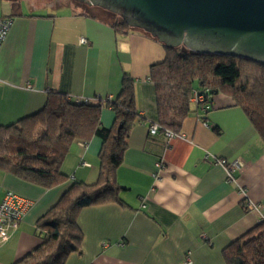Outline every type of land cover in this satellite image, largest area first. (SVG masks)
<instances>
[{
    "label": "crops",
    "instance_id": "obj_1",
    "mask_svg": "<svg viewBox=\"0 0 264 264\" xmlns=\"http://www.w3.org/2000/svg\"><path fill=\"white\" fill-rule=\"evenodd\" d=\"M0 2V18L12 20L0 47V126L37 113L51 93L113 99L124 73L134 80L139 117L115 174L123 205L81 210V254L64 264H226L223 249L258 224V213L245 203L264 208V143L243 110L215 94L206 111L191 105L178 136L151 135L157 113L148 72L165 57L158 41L135 29L116 33L109 26L113 16L75 1L60 8L37 0ZM100 120L110 128L113 112L103 109ZM101 143L97 137L74 143L61 166L67 181L51 190L9 175L0 180V199L10 190L33 201L0 248V264H13L39 246L37 219L73 182L97 181ZM207 154L243 164L236 184L226 182L224 169L205 160Z\"/></svg>",
    "mask_w": 264,
    "mask_h": 264
},
{
    "label": "trees",
    "instance_id": "obj_2",
    "mask_svg": "<svg viewBox=\"0 0 264 264\" xmlns=\"http://www.w3.org/2000/svg\"><path fill=\"white\" fill-rule=\"evenodd\" d=\"M109 26L116 33L131 30L115 17ZM162 46L164 59L152 64L148 72L160 132L179 135L192 112V94L199 91L205 93L207 101L215 94L231 98L264 143L263 66L232 57L196 54L183 46ZM134 93V80L124 73L120 92L113 99L85 101L51 93L37 113L0 126V169L45 190L67 181L61 166L74 143L86 144L93 137L102 142L97 181L73 182L37 219L39 246L13 264H64L69 255L81 254L83 235L77 226L81 210L109 203L123 205L115 174L127 150L132 124L139 117ZM105 108L114 114L110 128L101 124ZM222 254L226 264H264V220L231 242Z\"/></svg>",
    "mask_w": 264,
    "mask_h": 264
},
{
    "label": "water",
    "instance_id": "obj_3",
    "mask_svg": "<svg viewBox=\"0 0 264 264\" xmlns=\"http://www.w3.org/2000/svg\"><path fill=\"white\" fill-rule=\"evenodd\" d=\"M123 20L160 44L264 67V0H73Z\"/></svg>",
    "mask_w": 264,
    "mask_h": 264
},
{
    "label": "built area",
    "instance_id": "obj_4",
    "mask_svg": "<svg viewBox=\"0 0 264 264\" xmlns=\"http://www.w3.org/2000/svg\"><path fill=\"white\" fill-rule=\"evenodd\" d=\"M12 20L10 18H0V47L4 42L10 28ZM82 42H84L82 40ZM80 100V99H77ZM191 101L195 103L196 107L200 110H207V97L205 93L195 91L192 94ZM160 132V127L157 123H152L149 126V134L156 135ZM167 140L178 136L169 131L162 132ZM205 160L212 164L221 166L225 171L226 182L236 184V174L239 173L243 164L238 160L227 161L225 159L216 158L207 154ZM160 168V164L157 165ZM1 191V187H0ZM242 195H245V190L239 188ZM33 206V201L28 198L22 197L10 190H3L2 198L0 199V248L7 242L11 233L17 229L22 222L26 213ZM247 211L257 212L259 215L258 223L264 220V208L259 204H254L249 201L245 203ZM188 263V258H185Z\"/></svg>",
    "mask_w": 264,
    "mask_h": 264
},
{
    "label": "rangeland",
    "instance_id": "obj_5",
    "mask_svg": "<svg viewBox=\"0 0 264 264\" xmlns=\"http://www.w3.org/2000/svg\"><path fill=\"white\" fill-rule=\"evenodd\" d=\"M38 3H40L41 5H48V6H51V7H55L56 8H60L62 7L63 4H66V3H70V2H73V0H37ZM1 3V2H0ZM79 7L83 8V9H89L88 6L84 5V4H78L77 2H75ZM1 9V7H0ZM108 15H111L115 18H119L115 15H112V14H109L107 12ZM104 16V15H103ZM6 175H9L8 173H6L4 170L0 169V180L5 177ZM10 176V175H9Z\"/></svg>",
    "mask_w": 264,
    "mask_h": 264
}]
</instances>
